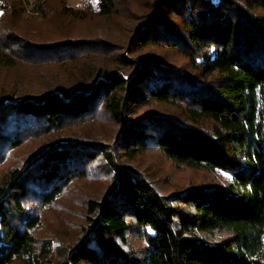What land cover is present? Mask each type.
<instances>
[{
	"label": "trees",
	"instance_id": "obj_1",
	"mask_svg": "<svg viewBox=\"0 0 264 264\" xmlns=\"http://www.w3.org/2000/svg\"><path fill=\"white\" fill-rule=\"evenodd\" d=\"M126 2L99 0L98 15L119 16L124 4L129 13ZM0 10V67L87 75L72 87L0 97V166L26 141L69 125L107 117L119 127L113 146L52 143L0 179V264L50 256V240L34 235V203L53 205L98 160L113 173L108 191L88 201V224L55 264H264V0H154L128 54L101 40L29 41L12 29L16 5L0 0ZM83 57L113 58L119 69L80 66ZM152 149L228 179L163 195L117 156ZM133 229L143 249L131 246Z\"/></svg>",
	"mask_w": 264,
	"mask_h": 264
},
{
	"label": "rangeland",
	"instance_id": "obj_2",
	"mask_svg": "<svg viewBox=\"0 0 264 264\" xmlns=\"http://www.w3.org/2000/svg\"><path fill=\"white\" fill-rule=\"evenodd\" d=\"M8 1L10 5H16V10L11 16L12 29L17 30V34L22 38L36 43L78 39L101 40L115 44L121 51L124 49L126 54H128L127 45L133 36L135 27L148 13V6L154 2V0H125L126 3L129 2L131 8L129 13L127 9H124L126 7L124 4L120 7L119 16L104 18L98 15L99 0ZM1 16L2 11L0 10ZM155 52L165 54L161 51ZM165 56L176 64H185L183 60L174 55L165 54ZM89 59L83 57L79 62L80 66H87L85 63L89 62L91 66H103L109 70L119 69V65L113 58H101L99 63ZM135 60L141 63L142 57L138 55ZM83 71L89 70L84 68ZM123 71L130 72L125 69ZM78 75L73 72V67L68 69L53 65L0 67V97L20 98L45 93L57 86L72 87L78 80ZM80 75L87 76L85 73H80ZM158 107L163 109L162 106ZM145 111L147 112V109L142 112ZM118 132L119 127L109 118L101 117L97 122L84 121L69 125L54 131L47 137L26 141L23 146L8 154L7 159L0 166V179L8 172L22 168L27 161L42 149L47 148L49 144L76 142L113 146ZM117 156L120 162L137 170L163 195H170L198 185L222 184L228 179L222 174H207L178 166L157 149L146 151L134 160L125 158L123 152H117ZM104 165H106L105 161L98 160L93 165L88 178L74 181L53 205L42 207L35 201L34 206L36 207L32 209L40 215L41 224L34 235L38 239H47L51 242V254L41 264L57 263L61 258L60 251L64 252L73 247L81 236L83 228L88 224V201L104 197L113 176V173L109 172ZM227 236L226 234L218 235L215 239L219 240ZM128 239L136 250L146 246L138 237L135 229L131 231ZM39 254L38 250L34 257ZM16 264H21V262Z\"/></svg>",
	"mask_w": 264,
	"mask_h": 264
}]
</instances>
